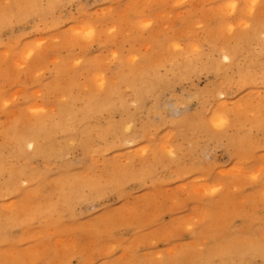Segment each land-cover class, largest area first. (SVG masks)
Here are the masks:
<instances>
[{
  "label": "rangeland",
  "instance_id": "1",
  "mask_svg": "<svg viewBox=\"0 0 264 264\" xmlns=\"http://www.w3.org/2000/svg\"><path fill=\"white\" fill-rule=\"evenodd\" d=\"M0 164V264H264V0H0Z\"/></svg>",
  "mask_w": 264,
  "mask_h": 264
},
{
  "label": "bare ground",
  "instance_id": "2",
  "mask_svg": "<svg viewBox=\"0 0 264 264\" xmlns=\"http://www.w3.org/2000/svg\"><path fill=\"white\" fill-rule=\"evenodd\" d=\"M246 6V5H245ZM262 7V6H261ZM128 13V12H127ZM187 14V13H186ZM144 20V19H143ZM151 20V19H150ZM182 22V21H181ZM190 22V21H189ZM193 22V21H192ZM48 23V22H47ZM196 26V25H195ZM76 28H79V27H76ZM86 28H87V26H86ZM90 28H91V26H90ZM133 29V28H132ZM79 30V29H78ZM92 30V29H91ZM127 30V29H126ZM194 30H196V29H194ZM81 31V30H80ZM93 31V30H92ZM92 31H88L87 33H89V32H92ZM84 32V31H83ZM86 33V34H87ZM262 33V32H261ZM245 34V33H244ZM44 37V36H43ZM231 37V36H230ZM58 38V37H57ZM198 38V37H197ZM232 38V37H231ZM40 39V38H39ZM233 39V38H232ZM36 40V39H35ZM17 41V40H16ZM34 42V41H33ZM239 42V41H238ZM12 46V45H11ZM30 48V47H29ZM7 51V50H6ZM30 51V50H29ZM30 52H32V51H30ZM30 52H28V50H27V55L26 56H28V53H30ZM135 53V52H134ZM232 54V53H231ZM53 56H51V58H52ZM19 60V59H18ZM220 61V60H219ZM21 63V62H20ZM50 63V62H49ZM24 65V64H23ZM186 65V64H185ZM22 66V65H21ZM178 66V65H177ZM176 73V72H175ZM259 75H260V72H259ZM250 76V75H249ZM254 76V75H253ZM247 78V77H246ZM249 78V77H248ZM232 79V78H231ZM142 85H143V83H142ZM47 86V85H46ZM36 89V88H35ZM117 89H119V88H117ZM147 89V88H146ZM17 90H19V89H17ZM261 90V89H260ZM12 91V90H11ZM117 91H120V89L119 90H117ZM16 92V91H15ZM209 92V91H208ZM100 93V92H99ZM17 94L15 93V96H16ZM53 95V94H52ZM84 95H86V94H84ZM18 96V95H17ZM60 96V95H59ZM121 97H122V95H121ZM14 98V97H13ZM125 100V99H124ZM160 100V99H159ZM179 100V99H178ZM10 103V102H9ZM219 105V104H218ZM154 109V108H153ZM240 109V108H239ZM34 110V109H33ZM40 110V109H39ZM158 110V109H157ZM35 112H37V111H35ZM34 112V113H35ZM38 113V112H37ZM153 113H154V111H153ZM43 114V113H42ZM23 115V114H22ZM45 115V114H44ZM47 116H49V115H47ZM9 117H11V116H9ZM19 117V116H18ZM25 117V116H24ZM54 117V116H53ZM74 117V116H73ZM20 118H21V116H20ZM63 118V117H62ZM14 119V118H13ZM22 119V118H21ZM24 119V118H23ZM22 119V120H23ZM35 119H37L36 118V116H35ZM35 119H33L34 120V122H32V124H28L27 123V125L24 123L23 125H21V124H17V125H15V129H14V135H13V137H12V139H13V142H14V145H16L17 147H21V146H23V144H24V142L25 141H29V142H32V140H36V139H34V136L38 133V131L40 130V129H42V128H44V122H45V120H42V118H40V119H37V120H35ZM10 121L12 122V120L10 119ZM32 121V120H31ZM30 121V122H31ZM8 122H9V119H8ZM20 123H21V121H20ZM5 124H7V120H6V122H5ZM7 125H9V124H7ZM72 125V124H71ZM3 126H5V125H3ZM75 126V125H74ZM6 128V127H5ZM96 128V127H95ZM4 129V128H3ZM10 129H12V127L10 128ZM10 129H8L7 131L9 132V130ZM93 129V128H92ZM100 129V128H99ZM48 130V129H47ZM12 131H13V129H12ZM46 131V129L45 130H43V132H45ZM164 132V131H163ZM162 132V133H163ZM42 133V132H41ZM89 133V132H88ZM166 133V132H165ZM40 134V133H39ZM91 134V133H90ZM6 135V134H5ZM4 135V136H5ZM8 135H9V133H8ZM12 135V134H11ZM38 136V135H37ZM8 137V140L9 139H11V136L9 135V136H7ZM10 137V138H9ZM36 137V136H35ZM39 137V136H38ZM2 139H3V137H2ZM6 140V139H5ZM7 140V141H8ZM37 141H39V139L37 140ZM9 142H11V141H9ZM12 142V143H13ZM28 144V143H27ZM26 144V145H27ZM38 143H36V145H37ZM41 143H39V145H40ZM11 145V144H10ZM11 146H13V145H11ZM10 146V147H11ZM28 146H30V145H28ZM33 146V148H34V144L32 145ZM31 147V146H30ZM42 146H37V149H34V151L36 150H38L39 148H41ZM32 149V148H31ZM33 150V149H32ZM4 151V150H3ZM5 152V151H4ZM4 152H3V156H4ZM7 152V151H6ZM2 154V153H1ZM6 155H7V153H6ZM14 155V154H13ZM7 158H10V157H7ZM4 160V159H3ZM2 162V161H1ZM7 162H9V161H7ZM0 167H1V164H0ZM24 168V167H23ZM15 171V170H14ZM17 172H18V170H17ZM249 172V171H248ZM19 173H20V169H19ZM93 176V175H92ZM14 182V181H13ZM65 186V185H64ZM6 194V193H5ZM29 194V193H28ZM63 194V193H62ZM61 194V195H62ZM30 195V194H29ZM15 201H17L16 199H15ZM28 201V200H27ZM41 205V204H40ZM31 206V205H30ZM9 208V207H8ZM17 209V208H16ZM189 216V215H188ZM236 245V244H235ZM138 246V245H137ZM168 247V246H167ZM230 249V248H229ZM233 254V253H232ZM243 261H244V259H243Z\"/></svg>",
  "mask_w": 264,
  "mask_h": 264
}]
</instances>
